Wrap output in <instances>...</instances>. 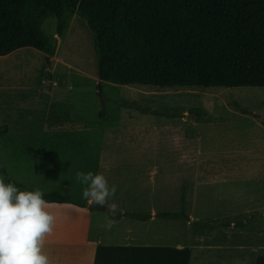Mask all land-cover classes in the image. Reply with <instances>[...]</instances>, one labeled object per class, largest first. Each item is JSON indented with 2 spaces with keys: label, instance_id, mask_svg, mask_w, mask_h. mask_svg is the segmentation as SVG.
<instances>
[{
  "label": "rangeland",
  "instance_id": "374dc122",
  "mask_svg": "<svg viewBox=\"0 0 264 264\" xmlns=\"http://www.w3.org/2000/svg\"><path fill=\"white\" fill-rule=\"evenodd\" d=\"M57 29L55 17L42 27L56 44L52 61L34 49L0 58V104L19 108L33 103L30 88L43 75L46 82L53 81L56 98L41 99L42 106L29 108L33 112L18 124L35 128L47 122L56 131L77 126L93 131L87 139L92 148L87 149L88 158L81 155L80 161L60 163V174L69 173L68 188L77 171L103 173L109 185L117 187L109 200L118 204L117 214L153 216L145 223L130 218L121 221L144 227V233L156 236L158 247L171 246L174 253L182 246L192 250L195 261L198 229L204 224L212 229L217 222L198 209L202 195L222 189L215 180L238 181L225 185L227 193L235 190L264 197V89L161 90L110 85L99 78L94 36L87 23L77 15H67L63 34ZM50 109L56 118L49 117ZM74 140L84 141H66L72 147H84L72 144ZM77 165V170L70 169ZM78 189L82 193L81 184ZM260 204L254 219L261 215ZM182 210L187 221L156 217ZM261 226L257 223L244 236L235 233L233 241L264 244L263 236L258 237Z\"/></svg>",
  "mask_w": 264,
  "mask_h": 264
},
{
  "label": "trees",
  "instance_id": "16d2710c",
  "mask_svg": "<svg viewBox=\"0 0 264 264\" xmlns=\"http://www.w3.org/2000/svg\"><path fill=\"white\" fill-rule=\"evenodd\" d=\"M67 15L79 16L93 33L104 83L161 90L264 89V0H0V57L22 49L53 57L54 44L42 27L55 17L62 35ZM7 130L0 128V135ZM0 177L20 190H34L12 180L5 169L0 168ZM43 198L107 214L106 206L69 193L54 191ZM156 217L188 220L183 210ZM110 218L145 223L153 216Z\"/></svg>",
  "mask_w": 264,
  "mask_h": 264
},
{
  "label": "crops",
  "instance_id": "0c3cea01",
  "mask_svg": "<svg viewBox=\"0 0 264 264\" xmlns=\"http://www.w3.org/2000/svg\"><path fill=\"white\" fill-rule=\"evenodd\" d=\"M19 51L0 58H8ZM41 54L43 58L53 60L52 57ZM51 83L53 81L46 82L43 75L39 84L30 88L33 103H26L25 106H18L19 108L6 103L0 104V128H8L5 134L0 135V168L5 169L12 180L24 186L39 189L43 193H69L82 199V193L78 189L80 183L76 177L71 188H68L66 180L69 173L62 176L59 168L61 162L75 159V162L80 161L81 155L89 157L87 149L92 148L87 139L93 131L79 126L74 130L56 131V128L50 129L47 122L35 128L18 124L33 112L29 108L42 106L41 99L56 98V89L52 88ZM49 112V117L56 118L52 109ZM84 125L86 127L87 123ZM70 138H83L84 141L74 140L72 144H84V147H72L66 141ZM70 169L77 170L78 165ZM236 181L215 180L222 189L207 192L204 195L209 199L202 195L198 201L201 202L198 209L203 211L204 216L212 217L217 222L212 224V229L209 224L198 229L195 261L193 251L183 246L175 253L171 251L174 249L171 246L158 247L156 236L144 233V227L114 221L113 229L107 230L102 225L109 218L103 217L102 213L70 204H48L47 210L54 215L55 220L53 232L45 237L43 252L49 257L51 264H264V244L254 246L233 241L235 233H239L238 236L251 233L252 226L259 222L264 226V197L235 190L227 193L225 185L235 184ZM259 204L262 212L254 219V210ZM258 218H261L260 221ZM260 236L264 238V227L259 231L258 237Z\"/></svg>",
  "mask_w": 264,
  "mask_h": 264
},
{
  "label": "clouds",
  "instance_id": "9594fccd",
  "mask_svg": "<svg viewBox=\"0 0 264 264\" xmlns=\"http://www.w3.org/2000/svg\"><path fill=\"white\" fill-rule=\"evenodd\" d=\"M82 196L89 205H107V215L115 217L118 204L109 203L117 192L103 173L77 171ZM44 193L39 189L20 190L0 177V264H51L43 252L45 237L53 232L54 215L47 209ZM114 219L102 225L107 230Z\"/></svg>",
  "mask_w": 264,
  "mask_h": 264
},
{
  "label": "water",
  "instance_id": "95a60500",
  "mask_svg": "<svg viewBox=\"0 0 264 264\" xmlns=\"http://www.w3.org/2000/svg\"><path fill=\"white\" fill-rule=\"evenodd\" d=\"M54 48H56V44L54 45Z\"/></svg>",
  "mask_w": 264,
  "mask_h": 264
},
{
  "label": "bare ground",
  "instance_id": "6f19581e",
  "mask_svg": "<svg viewBox=\"0 0 264 264\" xmlns=\"http://www.w3.org/2000/svg\"><path fill=\"white\" fill-rule=\"evenodd\" d=\"M11 58V57H10Z\"/></svg>",
  "mask_w": 264,
  "mask_h": 264
}]
</instances>
